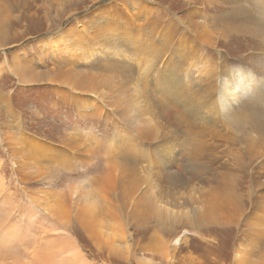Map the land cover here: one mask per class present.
Returning a JSON list of instances; mask_svg holds the SVG:
<instances>
[{
    "label": "rangeland",
    "instance_id": "obj_1",
    "mask_svg": "<svg viewBox=\"0 0 264 264\" xmlns=\"http://www.w3.org/2000/svg\"><path fill=\"white\" fill-rule=\"evenodd\" d=\"M0 48V264H264V0H0Z\"/></svg>",
    "mask_w": 264,
    "mask_h": 264
},
{
    "label": "bare ground",
    "instance_id": "obj_2",
    "mask_svg": "<svg viewBox=\"0 0 264 264\" xmlns=\"http://www.w3.org/2000/svg\"><path fill=\"white\" fill-rule=\"evenodd\" d=\"M246 1V0H245ZM236 2V1H235ZM139 3V2H138ZM240 3H241V1H240ZM243 3V2H242ZM245 4H246V2H245ZM135 5V4H134ZM241 5H243V4H241ZM226 6H227V4H226ZM244 6H246V5H244ZM259 6V5H258ZM257 7V6H256ZM260 7V6H259ZM48 8V7H47ZM260 10V12H261V9H259ZM241 11V10H240ZM97 13V12H96ZM99 14V13H98ZM242 15H244V14H238V16L239 17H237V21H240V19H243L241 16ZM94 15H90L89 17H91V19H92V17H93ZM256 18V17H255ZM247 19V18H246ZM244 20V19H243ZM245 23L246 24H250V23H252L253 25H256V23H262V21H259L258 22V20H256V19H252L251 21L250 20H245ZM247 27V26H246ZM250 27V26H249ZM230 29H231V26L229 27ZM260 28V27H259ZM75 32V31H74ZM224 32H226L225 30H224ZM231 32V30L230 31H228V33H230ZM227 33V34H228ZM78 36V35H77ZM226 37V36H225ZM130 42V41H129ZM135 43V42H134ZM140 47V46H139ZM163 47V46H162ZM141 48V47H140ZM1 49V48H0ZM138 50V49H137ZM152 53V52H151ZM160 54H163V55H165L166 54V51H163V50H161L160 52H159ZM149 54V53H148ZM156 54V53H155ZM139 55V54H138ZM165 57V56H164ZM152 64V63H151ZM150 65V64H149ZM152 66H153V64H152ZM151 67V66H150ZM197 67H198V63H193L192 64V69L193 70H195V72H194V74L195 73H197V71H196V69H197ZM211 69V68H210ZM150 70V69H149ZM209 70V69H208ZM234 70V69H233ZM171 71H172V73H171V75H169L168 76V79H169V86L172 88H174L175 90H177L178 89V86L180 85L179 84V82L180 81H184L185 79H187L188 77L187 76H185L184 78H181V80H180V77L178 76V73L175 71V69H171ZM210 71H212V74H214V72H213V70L211 69ZM209 71V72H210ZM240 71V70H239ZM239 71H236L235 73H234V75H233V77H232V80L235 82V84H232V80L231 81H228V79H227V81L225 82V85H224V89H223V91H225V92H221V101L223 102L222 104H221V106H222V109H223V112L226 114H232L231 113V111H232V109H235V107H236V105H235V103L237 104L238 103V101H237V98H238V96H240V97H245L246 96V94H249V92L251 91V88H252V86L250 85V82H249V78L248 77H245L244 76V74L242 73V74H240L239 73ZM244 72V71H243ZM211 74V78H215L216 76V74L215 75H212ZM232 74H233V71H232ZM210 75V74H209ZM83 76V75H82ZM210 77V76H209ZM99 78V77H98ZM251 79V78H250ZM92 80H94V79H92ZM208 80H210V78L208 79ZM217 80V79H216ZM97 81V80H96ZM105 83H106V81H105ZM104 83V84H105ZM112 84V83H111ZM256 84V83H255ZM257 85V84H256ZM255 85V86H256ZM82 86V85H81ZM102 86H103V82L102 83H100V86L98 87V89H103L102 88ZM96 88V87H95ZM254 88V87H253ZM93 89L94 88H92V90L91 91H93ZM112 89V88H111ZM103 92V91H102ZM119 92V90H116L115 91V93H118ZM137 92V91H136ZM96 93H98V92H96ZM100 93H101V91H100ZM114 93V94H115ZM95 94V93H94ZM262 97V96H261ZM260 97V98H261ZM96 98H98V97H96ZM104 98V97H103ZM106 99V98H105ZM263 99H264V97H263ZM103 100V99H102ZM113 100V99H112ZM258 100V99H257ZM260 101H261V99H260ZM256 103V102H255ZM263 103V102H262ZM252 105V104H251ZM239 106H241V105H239ZM122 107V106H121ZM241 108H243V107H241ZM240 108V109H241ZM245 108V107H244ZM253 109H254V107H252ZM121 109V108H120ZM236 110V112L235 113H237V114H235V115H228V116H231V119L233 118L234 120H238V121H242V120H246V118H247V116H251V114L250 113H248L247 114V110H249L248 108H246L247 110L246 111H243L244 109H242V110ZM259 111V110H258ZM260 111H261V109H260ZM262 112V111H261ZM260 112V113H261ZM257 113V112H256ZM224 114V115H225ZM257 115V114H256ZM258 116H260V114H258ZM260 117H262V115L260 116ZM165 119H166V116H165ZM248 120H250V119H248ZM257 120V119H256ZM213 119H209V124H211V123H213ZM232 122H234V121H232ZM256 122H258V121H256ZM251 123H252V121H251ZM260 123V122H259ZM236 124V123H235ZM212 125V124H211ZM214 125H216V124H214ZM233 125V124H232ZM258 126V125H257ZM213 126H211V128H212ZM216 127H219V125L217 124L214 128H213V130H215L216 131V133H217V135L219 136L220 135V133L222 132V130L221 131H218V130H216ZM259 127V126H258ZM241 128V127H240ZM248 128V127H247ZM260 128H262V127H260ZM260 128H259V130H260ZM237 130V129H236ZM201 131V130H200ZM208 131V130H207ZM215 131H209V136H214V133H215ZM240 131V130H239ZM242 131V130H241ZM4 132V131H3ZM204 132V131H203ZM202 132V134H205V133H203ZM214 132V133H213ZM262 132V131H261ZM188 133V132H187ZM196 133V132H195ZM231 134V133H230ZM197 136V135H196ZM203 136V135H202ZM215 137V136H214ZM188 138H190V137H188ZM29 139V138H28ZM244 139V138H243ZM15 140V139H14ZM203 140V139H202ZM205 140V139H204ZM233 141H234V144L236 143V142H238V143H242V141L241 140H239L237 137H234V139H232ZM231 140V141H232ZM17 142V141H16ZM224 142H226L227 143V145H231L230 144V140L229 139H227V140H225ZM243 142H244V140H243ZM30 143H31V140H28L27 142H26V144L23 146V147H25L26 149H28L29 147H30ZM71 143V142H70ZM193 143V142H192ZM238 143H237V145H238ZM198 144V146H196V145H194V147H192V149H193V151H191L190 150V152L192 153V155L190 156V160L192 161V162H194V163H197V164H200V161H201V158L202 157H200V152H201V150H204L203 149V146H204V148H206L207 147V145L206 144H199V143H197ZM234 144H232V145H234ZM236 145V144H235ZM15 146V145H14ZM11 147H12V145H11ZM18 147V146H17ZM22 147V148H23ZM39 147H41V149L42 148H44V150L46 151V152H44L45 154H43L42 156L43 157H46V156H49V155H51L52 153L49 151V149H50V147H48V146H38V148ZM52 147V146H51ZM76 147V146H75ZM236 147V146H235ZM13 148L14 147H12L11 149L13 150ZM74 148V147H73ZM73 148H72V150H73ZM77 148V150L79 149L78 147H76ZM15 149V148H14ZM40 149V150H41ZM20 150V149H19ZM52 151V150H51ZM230 151V150H229ZM13 152V151H12ZM15 152V151H14ZM55 152H57V151H55ZM62 152V151H61ZM16 153V152H15ZM43 153V152H42ZM54 153V152H53ZM57 154H58V152H57ZM16 155V154H15ZM17 156V155H16ZM58 156V155H57ZM66 156V155H65ZM52 157V156H51ZM71 157V156H70ZM69 157V158H70ZM254 158V157H253ZM65 159V158H64ZM258 159V158H257ZM18 161V160H17ZM17 161H16V163H17ZM19 162V161H18ZM21 162V161H20ZM19 164L20 163H18L17 164V166L16 167H18L19 166ZM72 164V163H71ZM67 165V164H66ZM261 167H262V165H260ZM22 167V166H21ZM69 167V166H68ZM197 168V167H196ZM201 167L200 166H198V168H197V170H199ZM19 169V168H18ZM17 170V169H16ZM196 170V172H195V174H197L198 176H197V178H200L204 173L203 172H201V171H197ZM98 181V180H97ZM96 181V182H97ZM259 183V182H258ZM104 185V184H103ZM186 186V185H185ZM233 189V188H232ZM228 200V199H227ZM92 205V204H91ZM92 209V208H91ZM157 210H159L160 211V213H161V211H170L169 209H167V206L165 207L163 204H160V205H158L157 206ZM183 213V212H182ZM191 214V213H190ZM192 214H196L195 212L194 213H192ZM196 221V220H195ZM10 235V234H9ZM30 238V237H29ZM176 242H174L175 244H173V246H178L179 244H180V241H181V237H179V238H177L176 240H175ZM4 242V241H3ZM8 243V242H7ZM9 245V244H8Z\"/></svg>",
    "mask_w": 264,
    "mask_h": 264
}]
</instances>
